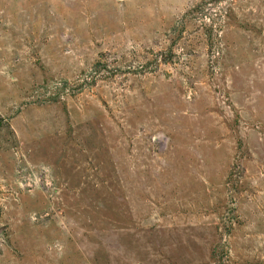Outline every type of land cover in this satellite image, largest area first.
Masks as SVG:
<instances>
[{
	"label": "rangeland",
	"instance_id": "374dc122",
	"mask_svg": "<svg viewBox=\"0 0 264 264\" xmlns=\"http://www.w3.org/2000/svg\"><path fill=\"white\" fill-rule=\"evenodd\" d=\"M0 264H264V0H0Z\"/></svg>",
	"mask_w": 264,
	"mask_h": 264
}]
</instances>
